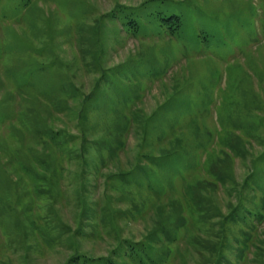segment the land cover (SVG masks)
Segmentation results:
<instances>
[{
	"label": "rangeland",
	"instance_id": "1",
	"mask_svg": "<svg viewBox=\"0 0 264 264\" xmlns=\"http://www.w3.org/2000/svg\"><path fill=\"white\" fill-rule=\"evenodd\" d=\"M144 256L264 264V0H0V264Z\"/></svg>",
	"mask_w": 264,
	"mask_h": 264
},
{
	"label": "trees",
	"instance_id": "2",
	"mask_svg": "<svg viewBox=\"0 0 264 264\" xmlns=\"http://www.w3.org/2000/svg\"><path fill=\"white\" fill-rule=\"evenodd\" d=\"M82 199H83V198H82ZM83 208H84V207H83ZM81 215H82V211H81L80 217H81ZM81 222H82V220H81ZM81 225H82V224H81ZM184 226H185V224H184ZM184 228H186V226H185ZM152 231H153V230H152ZM152 231H151V232H152ZM155 232H156V230H155ZM147 236L150 237V236H152V235H150L149 232H148ZM144 240H145V239H144ZM196 250H197V251H196V254L200 252V256H202V250H203V248H199V249L197 248ZM216 250H217V249H216ZM205 251H206V250H205ZM167 252L169 253V251H167ZM176 254H177V253H176ZM194 254H195V253H194ZM214 255H215V256L217 255V251H215V254H214ZM145 256H146V255H145ZM145 256L141 259V260H142V261H141L142 264H146V262H150V260H149L148 258H146ZM174 256H175V255H174ZM73 261H74V260H73ZM26 262H27V261H26ZM64 262H65V261H64ZM64 262H63L62 264H64ZM143 262H145V263H143ZM150 263H151V262H150Z\"/></svg>",
	"mask_w": 264,
	"mask_h": 264
}]
</instances>
